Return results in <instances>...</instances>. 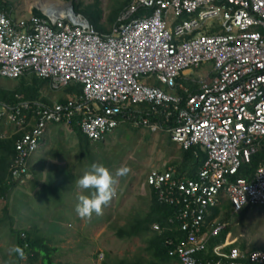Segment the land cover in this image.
<instances>
[{
    "label": "built area",
    "instance_id": "2783aa9c",
    "mask_svg": "<svg viewBox=\"0 0 264 264\" xmlns=\"http://www.w3.org/2000/svg\"><path fill=\"white\" fill-rule=\"evenodd\" d=\"M52 13L14 19L0 7L1 77L36 75L56 92L82 87L66 103L12 110L10 120L28 130L17 143L15 178L29 176L51 125L77 127L100 143L133 122L169 134L182 150L203 147L208 158L195 176L155 167L147 184L161 204L178 206L170 222L187 237L170 255L180 264H215L197 257L230 227L216 217L204 229L212 209L227 200L234 212L264 207V162L236 178L264 153V0H133L108 33L70 7ZM198 69L203 73L191 78ZM214 253L216 264H264V249L223 242Z\"/></svg>",
    "mask_w": 264,
    "mask_h": 264
},
{
    "label": "rangeland",
    "instance_id": "374dc122",
    "mask_svg": "<svg viewBox=\"0 0 264 264\" xmlns=\"http://www.w3.org/2000/svg\"><path fill=\"white\" fill-rule=\"evenodd\" d=\"M8 4V9H3L14 19L28 17L35 14L38 10L41 13H52L56 10L70 7L71 4L79 3L82 9L88 6L97 8L99 5L102 10L101 24L110 30L115 23H111L110 19L115 10L127 0H0ZM63 12H67L64 10ZM57 14V13H53ZM84 17L83 14H80ZM191 78H196L203 70L198 69L192 72ZM1 78L0 85L7 88H14L17 79ZM48 94L54 92L56 97L65 93L56 92L47 88ZM58 93V94H57ZM55 97V98H56ZM53 100H56V99ZM51 125L45 138V144L42 150H38L36 155L40 153V161L36 164V171L40 179L37 191L44 186V183L51 179V174L55 175V183L59 185L65 184L64 196L65 206H71L72 200L74 206L78 202L77 197L84 190L77 186L76 181L92 164H103L113 174L115 183V193L120 197L113 205H106L101 215H95L91 219H82L74 210H69L66 215L77 218L73 220L55 221V210L51 209L43 214L44 219L39 215H24L26 217L21 220L22 226L30 229L33 225L31 217H35V221L44 229L46 237L60 251L55 253L53 261L61 262V264H113L119 260L136 261L145 255L149 257L142 248L146 243L139 237L131 239H121L117 236L120 228L127 226V222L137 219L138 213L148 212L150 194L143 189L146 175L152 168L166 167L176 161H182L181 148L170 141L167 133H154L142 127L126 126L120 127L114 133L110 134L103 142L94 144L92 156L83 154L82 147L78 144L76 134L69 135L63 130L54 131ZM63 132V134H59ZM62 143V147L57 144L52 146L53 142ZM59 137V138H58ZM67 140V141H65ZM65 147L63 150L62 148ZM39 159V158H38ZM126 167L127 173L124 175H116L117 170ZM31 178L25 184H20L27 188L31 193L33 188ZM45 178V179H44ZM47 179V180H46ZM22 191V189H21ZM39 195L36 196L38 198ZM8 204L11 211L16 207V199L21 195L13 193ZM32 196L30 199H33ZM22 199V198H21ZM20 199V201H21ZM28 199L30 206L37 208L38 204H34ZM5 203L0 202V211L4 209ZM21 208L22 205L18 204ZM39 207V206H38ZM138 211V212H136ZM2 212V211H1ZM0 212V216H1ZM232 220L229 221L231 234L226 235V245L232 243L246 244L250 250L252 247L264 249V208L259 206L247 207L242 212H234ZM57 223V226L63 227L65 233L59 230L54 233L50 231L51 223ZM56 226V227H57ZM63 239V242L60 240ZM13 238L6 236L0 229V264H30L29 255L17 260L10 249L13 245ZM50 245V246H51ZM39 259L36 264H41Z\"/></svg>",
    "mask_w": 264,
    "mask_h": 264
},
{
    "label": "trees",
    "instance_id": "16d2710c",
    "mask_svg": "<svg viewBox=\"0 0 264 264\" xmlns=\"http://www.w3.org/2000/svg\"><path fill=\"white\" fill-rule=\"evenodd\" d=\"M133 0H127L125 3L121 4L113 13L110 19L111 23H116L121 12L128 7ZM9 5L0 1V7L9 10ZM97 8L93 6H88L86 9H82L80 4H74L75 11L78 14H83L100 32L106 33V27L101 24L102 20V10L99 5L96 4ZM35 15L44 16L38 10L34 11ZM1 77V76H0ZM3 78V77H1ZM8 80V79H7ZM10 79L9 81H11ZM187 85H191L190 81L182 80ZM12 82V81H11ZM47 88H50L49 81L38 77L36 75H23L17 79V84L14 88H7L0 85V202L5 203L4 209L1 210L0 216V229L6 233V236H11L13 238V246H19L25 253L29 255L30 264H36L39 259L42 260L41 264H59L53 261V256L57 253L58 249L51 245L54 238L49 241L46 237L44 229L35 221V217H31L33 220V225L30 229L22 226L21 220L26 217L21 215H39L41 219L43 214L47 211L53 209L55 210V221H65L72 218L74 221L77 220L73 215L67 216L66 213L69 211V207L65 206V184L61 183L56 185L55 175L51 174V179L44 183V186L37 191V186L39 178L36 171V166H29L27 170V175L31 177L33 173L34 183L31 193H28L27 189L19 180L20 178H15V173L18 171L16 166L17 157V143L25 136L28 130H21L19 126L10 120V115L12 110L23 103H31L34 107L37 104H42L45 106H53L55 102L66 103L67 95L77 93H82V87L80 85L68 86L62 92L65 93L56 98L57 101L53 100L56 96L54 92L48 94ZM51 89V88H50ZM52 90V89H51ZM53 91V90H52ZM185 96V95H184ZM57 126V125H56ZM133 126L130 124L129 127ZM76 136L78 137L79 144L82 147L81 151L83 154L92 156L93 143L84 135L80 129L77 127ZM59 134H63L60 132ZM46 136V135H45ZM45 138V137H44ZM59 138V137H58ZM56 141V137L54 138ZM172 142V140L170 139ZM59 144L62 147V143L56 141L53 142L52 146ZM65 147L62 149L64 150ZM41 149V148H40ZM38 151V150H37ZM36 153L32 156L35 158ZM180 156L182 161H176L172 165L177 166L180 174L186 173L187 176L193 177L202 167L203 163L207 160L208 154L203 149V147H197L190 150H182ZM33 162V161H32ZM264 162V153L255 155L250 164H244L236 178L245 177L248 178L254 175L256 169L260 163ZM31 163V162H30ZM45 179V178H44ZM38 181V182H37ZM22 189V191H21ZM15 193L16 195H21V198L16 199V207L13 211L10 209L9 201L11 195ZM38 198H36V196ZM34 196L33 199H30ZM21 199V201H20ZM30 199L34 204H38L37 208L30 206L28 201ZM75 201V200H74ZM152 205L150 206L149 212H143L137 219L130 220L127 222V226L120 228L117 236L121 239H131L134 237H141L143 240L147 241L146 253L149 257H140L136 261L129 260H119L113 264H172L174 261L178 260V257H173L170 255V250L174 249L181 240L186 239L187 234L181 229L178 223L174 224L170 222V218L174 217L177 213L178 206L161 204L155 192H153ZM18 204L22 205L20 208ZM264 208V207H263ZM234 213L233 206L230 201H224L222 205L214 207L211 212L210 219L207 222V229L211 226L212 222L216 217H221L224 221H231L232 215ZM158 224L162 230H155L154 226ZM51 232L60 231L63 232V227L57 226V223H51ZM57 226V227H56ZM231 228L227 229L221 236L217 238H212L209 242L208 250L197 255L198 259L202 262L212 261L216 264L220 260V257L216 256L214 253V247L218 244L225 242L226 235L231 232ZM151 234V235H150ZM170 239L175 240V245H169L167 242ZM51 245V246H50ZM233 247H240L244 251L253 252L259 250L260 248L252 247L250 250L247 248L246 244H235ZM17 260L20 257L18 254L13 253ZM240 262H245V259L238 260ZM230 261L223 259L222 264H229ZM12 264V263H10ZM105 264H109L105 262Z\"/></svg>",
    "mask_w": 264,
    "mask_h": 264
},
{
    "label": "clouds",
    "instance_id": "9594fccd",
    "mask_svg": "<svg viewBox=\"0 0 264 264\" xmlns=\"http://www.w3.org/2000/svg\"><path fill=\"white\" fill-rule=\"evenodd\" d=\"M165 169H167V167H165ZM127 171L128 169L126 167L120 168L117 170L116 175H124L125 173H127ZM28 179H30V176L25 177L20 182L25 184ZM76 183L80 189L84 190L77 197L78 202L76 204V212L79 217L82 219H91L93 214L101 215L103 213L104 207L110 202L111 198L115 194V179L112 172L105 165L94 163L91 165L89 170L85 171L78 178ZM10 252L18 254L20 257H23L25 255L24 251L19 246H13L10 249Z\"/></svg>",
    "mask_w": 264,
    "mask_h": 264
},
{
    "label": "crops",
    "instance_id": "0c3cea01",
    "mask_svg": "<svg viewBox=\"0 0 264 264\" xmlns=\"http://www.w3.org/2000/svg\"><path fill=\"white\" fill-rule=\"evenodd\" d=\"M110 30H108L107 29V32L106 33H108ZM205 71H207V69L206 68H203ZM58 94V93H57ZM57 98V97H56ZM55 98V99H56ZM54 99V98H53ZM55 101H57V100H55ZM141 111V110H140ZM146 115V113H142V111H141V116H145ZM130 124H132L133 126H134V124H133V122H130V123H125V124H123L122 126H120V127H126V126H130ZM136 126V125H135ZM119 127V128H120ZM132 127V126H131ZM136 127H139V126H136ZM141 127V126H140ZM118 128V129H119ZM52 129L54 130V131H60V130H63L64 132H66V133H70L69 135H73V134H75L74 132H70V131H68L67 129H65L64 127H62V126H60V125H55V126H52ZM50 131H51V129H49ZM46 136H47V134H46ZM46 136H45V138H46ZM45 138H44V141H43V143H42V146H41V149L40 150H42V148H43V145L45 144ZM54 138V137H53ZM170 138V137H169ZM78 141H80L79 139H78V137L76 138ZM107 139V138H106ZM105 139V140H106ZM171 139V138H170ZM104 140V141H105ZM65 141H67V140H65ZM173 143V142H172ZM78 144H79V142H78ZM65 150V149H64ZM182 150V149H181ZM41 153V152H40ZM40 153H38L36 156H35V158L34 157H32V159H31V163H30V166L32 165V167L33 166H36V164L40 161V156H38ZM41 155V154H40ZM39 158V159H38ZM33 161V162H32ZM169 166H174V165H172V164H170V165H168V166H166V167H169ZM174 167H177V166H174ZM161 168H165V167H161ZM31 178V177H30ZM24 188H26V187H24ZM27 189V188H26ZM33 189V188H32ZM143 189H144V191L146 192V193H149L150 194V196H148L149 197V208H148V212L150 211V206L152 205V200H153V188L152 187H150L148 184H147V175H146V179H145V182H144V187H143ZM120 197L118 196V194L117 193H115L114 194V196L111 198V200H110V202H109V204L110 205H113V203L115 204L117 201H118V199H119ZM74 200H72V205L71 206H67V207H69V210H74L76 207L74 206ZM105 207H107V208H109L108 206H105ZM105 207H104V209H105ZM253 207H255V206H253ZM103 209V210H104ZM246 209V208H245ZM244 209V210H245ZM243 211V210H242ZM241 211V212H242ZM136 212H138V211H136ZM143 213V212H142ZM139 215H141V213L139 212L138 213V215L136 216L137 218L139 217ZM35 219H37V218H35ZM156 225H158V224H156ZM155 225V226H156ZM155 226H154V229H155ZM159 226V225H158ZM229 228H231V227H229ZM228 228V229H229ZM156 230V229H155ZM157 231V230H156ZM63 234L65 233V230L63 229V232H62ZM229 234H231V232H229L228 233V235ZM151 235V234H150ZM135 238V237H134ZM139 238H141V237H139ZM142 239V238H141ZM125 240V239H124ZM143 240V239H142ZM61 242H63V239H61L60 240ZM145 243L147 242V241H145V240H143ZM225 242H226V240H225ZM231 243V242H230ZM147 247V244H146V246L144 247V248H142L143 249V251L146 253V248ZM60 250L58 249V251H57V253L59 252ZM147 254V253H146ZM145 256V255H144ZM144 256H142V257H144ZM148 256H149V254H148ZM129 260V259H128ZM132 260H134V259H132ZM131 259L129 260V261H132ZM59 264H61V262H58ZM172 264H180L178 261H174Z\"/></svg>",
    "mask_w": 264,
    "mask_h": 264
},
{
    "label": "water",
    "instance_id": "95a60500",
    "mask_svg": "<svg viewBox=\"0 0 264 264\" xmlns=\"http://www.w3.org/2000/svg\"><path fill=\"white\" fill-rule=\"evenodd\" d=\"M70 8H71L72 12L76 13L75 8H74V4H71Z\"/></svg>",
    "mask_w": 264,
    "mask_h": 264
},
{
    "label": "bare ground",
    "instance_id": "6f19581e",
    "mask_svg": "<svg viewBox=\"0 0 264 264\" xmlns=\"http://www.w3.org/2000/svg\"><path fill=\"white\" fill-rule=\"evenodd\" d=\"M66 11H67V10H66ZM50 14L54 15L53 13H50ZM56 15H58V14H56Z\"/></svg>",
    "mask_w": 264,
    "mask_h": 264
}]
</instances>
